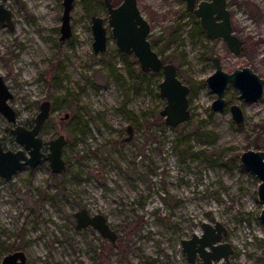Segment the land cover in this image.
I'll use <instances>...</instances> for the list:
<instances>
[{"label": "rangeland", "instance_id": "374dc122", "mask_svg": "<svg viewBox=\"0 0 264 264\" xmlns=\"http://www.w3.org/2000/svg\"><path fill=\"white\" fill-rule=\"evenodd\" d=\"M3 3L15 24L11 30L0 22V73L13 93L9 102L18 123L32 126L41 103L51 101L40 135L45 151L50 139L65 135L67 168L56 174L42 160L10 179L0 175V263L22 250L27 264H191L181 240L200 235L202 221L219 220L236 251L216 264H264L260 179L240 160L247 149L264 150V94L245 101L229 85L228 104L215 111L216 93L206 83L215 55L228 72L250 66L264 78V0H228L234 32L245 41L240 55L200 30L186 0H138L154 49L191 87L192 117L177 127L160 113L163 73L143 71L110 32L106 51L95 52L91 15L106 19L104 0H76L73 36L64 40L63 0ZM233 103L245 113L241 123ZM13 126L0 112L4 148L23 149ZM82 207L103 213L117 240L91 225L78 229L74 213Z\"/></svg>", "mask_w": 264, "mask_h": 264}, {"label": "water", "instance_id": "95a60500", "mask_svg": "<svg viewBox=\"0 0 264 264\" xmlns=\"http://www.w3.org/2000/svg\"><path fill=\"white\" fill-rule=\"evenodd\" d=\"M0 0V22H6L8 27L14 29L12 12L4 6ZM76 0H63V14L61 40L73 36L71 24L72 10ZM188 12H193L200 21L202 28L211 39L222 38L229 49L240 55L245 48V41L235 32L232 24V16L227 6V0H186ZM107 9L106 19L93 14L92 30L94 35L95 52H104L108 46V32L116 39L120 51L125 54L135 55L145 72L163 73L159 83L160 95L165 99V106L160 113L164 121L171 127H177L188 122L192 117L190 109L191 87L178 75L177 67L172 62L165 61L154 49L149 38L151 23L139 7L138 0H122L114 4L112 0H104ZM215 70L206 78V83L216 93V99L211 108L215 111L222 110L228 104L225 91L229 85H233L240 93V98L245 101L256 102L264 94V78L250 66L236 68L228 72L223 68L221 58L214 57ZM13 98L4 76L0 73V112L14 126L11 132L16 141L23 145V149H5L0 141V175L12 178L22 167L28 165L35 167L42 160H47L53 173L60 174L67 168L66 159L63 156V148L66 143L64 134L52 138L48 142V151L44 150V139L40 132L51 114V101L44 100L40 110L36 114L32 126L18 123V115L9 100ZM234 120L241 123L245 119L242 107L236 103L230 105ZM129 136H133L132 125L128 126ZM242 165L260 179L257 188L259 202L262 204L260 217L264 223V150L247 149L240 156ZM78 229L89 225L96 228L100 234L110 239L117 240V233L108 222L103 213L91 214L86 207H82L74 213ZM202 233H193L192 237L181 240L187 259L191 264H216L221 260L229 261L236 249L230 241L225 240L229 234L228 227L221 221L214 223L202 221ZM0 264H27L26 253L16 250L5 255Z\"/></svg>", "mask_w": 264, "mask_h": 264}, {"label": "trees", "instance_id": "16d2710c", "mask_svg": "<svg viewBox=\"0 0 264 264\" xmlns=\"http://www.w3.org/2000/svg\"><path fill=\"white\" fill-rule=\"evenodd\" d=\"M93 14H97V13H93ZM92 14V15H93ZM91 15V16H92ZM200 30H204L201 26H200ZM153 44V43H152ZM260 139L259 138H257V139H255L254 140V144L257 146V147H260L261 146V143H260V141H259Z\"/></svg>", "mask_w": 264, "mask_h": 264}, {"label": "flooded vegetation", "instance_id": "af4514ba", "mask_svg": "<svg viewBox=\"0 0 264 264\" xmlns=\"http://www.w3.org/2000/svg\"><path fill=\"white\" fill-rule=\"evenodd\" d=\"M198 1V0H197ZM227 6H228V0H227ZM229 9V8H228ZM230 10V9H229ZM193 13V12H192ZM231 13V12H230ZM195 15V14H194ZM200 22V21H199ZM7 24V23H6ZM202 27V26H201ZM61 37V36H60ZM61 40V39H60ZM153 45V44H152ZM159 53V52H158ZM216 56V55H215ZM214 56V57H215ZM213 60H214V58H213Z\"/></svg>", "mask_w": 264, "mask_h": 264}]
</instances>
